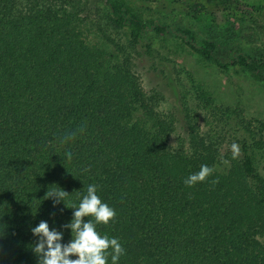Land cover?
<instances>
[{
	"label": "trees",
	"instance_id": "obj_1",
	"mask_svg": "<svg viewBox=\"0 0 264 264\" xmlns=\"http://www.w3.org/2000/svg\"><path fill=\"white\" fill-rule=\"evenodd\" d=\"M94 1L101 8L0 0V264H37L31 228L42 220L68 243L61 226L89 184L116 210L97 230L120 240V264H264L263 124L239 104L217 103L189 73L190 89L169 83L176 106L163 111L164 92L146 91L137 71L148 59L149 73L168 72L146 42L153 35L179 41L224 76L233 70L264 85L263 49L233 46L223 61L216 44L240 41L264 0L155 7L184 13L215 38L129 0ZM202 165L211 175L186 186ZM56 187L69 196L53 207L46 198Z\"/></svg>",
	"mask_w": 264,
	"mask_h": 264
},
{
	"label": "rangeland",
	"instance_id": "obj_2",
	"mask_svg": "<svg viewBox=\"0 0 264 264\" xmlns=\"http://www.w3.org/2000/svg\"><path fill=\"white\" fill-rule=\"evenodd\" d=\"M75 1H81L82 4L86 5L87 9L101 8V5L94 0ZM129 1L138 7L145 6L155 10L160 17H166L167 21L171 24L176 23L177 25L190 28L197 33L199 38H215L212 35L209 36L208 32L201 25L194 23L191 19L187 18L184 13L177 10L172 11L168 6L166 8H155L158 7V5H167L172 0H152L156 1L154 6L150 1L146 2V0ZM243 1L251 2L253 0ZM157 14L155 13V15ZM85 34L88 36L90 42L95 37L91 28L87 30ZM95 38L97 39V37ZM96 39H94V41ZM146 42L151 44L153 49L158 53L159 57L156 56L160 61H155L159 62V67H166L168 72L164 70L165 74H159V71L155 74L149 73V65H151V63L148 59H143L138 62L137 71L142 77V85L146 91L153 86H157L164 92L165 101L161 107L163 111H171L176 106V100L170 92L171 88L169 87V83L176 91H180L184 88L190 89L191 84L187 76L189 73L195 83L201 84L212 94L217 100V103L232 108L239 104L244 110L246 119L260 121L264 126L263 84L254 81L246 75L236 74L233 70L227 76H224L213 65H209L200 60L195 54L175 39L152 35ZM216 44L217 57L223 61L227 60L230 49L233 46L243 50H251L253 48L264 50V13L260 18L256 19L255 23L246 27L240 41L224 43L221 39L217 41ZM181 69L184 70L182 73ZM175 70L178 72V77L176 76L177 72ZM262 131L261 135L264 138V129Z\"/></svg>",
	"mask_w": 264,
	"mask_h": 264
},
{
	"label": "clouds",
	"instance_id": "obj_3",
	"mask_svg": "<svg viewBox=\"0 0 264 264\" xmlns=\"http://www.w3.org/2000/svg\"><path fill=\"white\" fill-rule=\"evenodd\" d=\"M83 129H81L82 131ZM73 137H65V140ZM234 154L239 153V145L232 144ZM65 156L71 160L72 153L66 152ZM213 169L202 165L198 172L190 174L184 184L192 187L203 182L211 175ZM69 194L59 187L52 192H47V198L53 199V207L64 203ZM72 219L61 226V229L70 230L71 239L63 243V230L50 228L48 221L42 220L31 228L36 242L31 246V251L38 258L37 264H120V258L126 254L124 246L116 237L101 234L97 225H107L114 220L117 213L109 204L102 201L98 195V185L89 184L86 192L81 193L78 204H72ZM90 217L89 219H86ZM70 257H75L70 258Z\"/></svg>",
	"mask_w": 264,
	"mask_h": 264
}]
</instances>
